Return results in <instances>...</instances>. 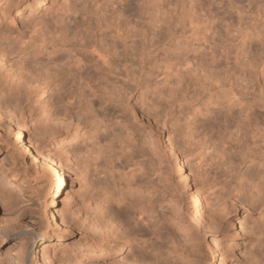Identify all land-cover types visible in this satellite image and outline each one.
Returning a JSON list of instances; mask_svg holds the SVG:
<instances>
[{"label": "rangeland", "instance_id": "rangeland-1", "mask_svg": "<svg viewBox=\"0 0 264 264\" xmlns=\"http://www.w3.org/2000/svg\"><path fill=\"white\" fill-rule=\"evenodd\" d=\"M37 15L44 18L49 25H58L57 20L61 18L63 22L61 23L60 20L59 25L64 23L70 30L75 29L74 27L79 24L83 32L88 33L89 38L104 32L105 29L99 25V22L113 19L120 22L123 42H119V51L122 53V60L128 61V69H132V75L138 72L135 73L137 82L134 81L132 84L139 82L146 84L144 87L150 91L145 90L149 92L146 93L149 97L147 101L152 99V102L151 100L148 102H151V105L154 102L156 104H153L156 106H153L154 108L149 103L141 107L139 90L131 98L135 108L141 110L147 119L142 118L140 123L134 122L137 127H135L136 139L133 142L135 144L132 147L133 150L128 151L131 155H135L136 161L140 162L139 167H134V170L138 169L135 170L136 173L133 172L135 177H143L151 184L153 183V197H159L164 193L163 177H168L176 185L179 182L172 168L174 157L169 158L165 147L166 135H170L177 153L186 163L184 173L190 176L191 183L200 184L203 178H208L210 183L208 182L205 188L207 195L213 193V197H218L223 186H226L224 181L226 176L230 179L232 175L246 176L248 174V178H252L258 171L264 169V0H46L44 8H39ZM24 19L19 23L22 31L18 33L19 39L15 44L17 46L14 45L12 48L15 51L11 49L12 51L6 52L7 63L10 62L8 63L10 66L13 63L14 66V69L9 66L12 70L8 69L9 73L6 70V74H11L12 77L20 73L14 74V71H19L20 65H16L20 61L17 59L18 56L20 58L23 55L22 57L29 61L33 54L30 46L39 36L37 29L35 30L34 26H31L29 22L26 23ZM84 24H89V30L87 26H83ZM181 39L189 40L186 52L181 50L185 47V43H177ZM125 46L126 49H124ZM185 59L189 60L187 61L190 62L193 70L189 68V65H185L187 64ZM177 65L179 67H176ZM59 66L60 69L68 68L67 64L65 66L61 63ZM168 67L182 68L180 74L183 77L186 74L184 71L187 72L185 79L180 75L182 77L178 82L180 86L175 82V78L168 76L166 78L165 69ZM195 69H197L196 72ZM216 69L220 75H215ZM213 70L215 71L212 74ZM202 71H206L203 72L206 74L200 73ZM168 73L169 71L167 75ZM194 74L198 78L194 77ZM204 76L206 80L203 79ZM212 76L215 78L213 79ZM216 76L221 79H217ZM215 79L220 81L219 84L215 85ZM209 80H212V83ZM70 82L74 86L81 85L78 79L71 78ZM170 82L176 83L177 87L174 89L175 85L173 86ZM222 82L225 88H228L227 92ZM209 85L212 89L223 85L224 92L216 88L211 93L207 88ZM156 88L160 89L161 95H158L160 93ZM169 89L174 90L170 92ZM175 90L177 92H173ZM218 91L221 92L218 93ZM170 93L175 96L170 97ZM44 99L48 101L49 106L54 102L59 105L60 96L55 86L48 88ZM94 100L99 107L97 97ZM75 111L80 112V108H75ZM155 114L158 115L155 116ZM152 117L153 119L158 117L157 121ZM39 119L41 118H38L41 123L42 120ZM188 120L189 122L192 120V123H188ZM187 123L189 126L192 125L191 130ZM14 128L13 126L9 128L8 124L0 127V186L4 184V188L0 187L2 190L0 194L2 197H8H6L7 200L3 198L4 203L0 202V226L5 230H13L6 236L0 234V264L30 262L29 254H22L21 245L24 244L25 239L18 232L23 229L33 230L38 234L34 245L36 255L34 259L39 264H47L49 259L52 261L51 264H68L66 257L83 250L97 235L90 221L99 218L98 211L93 210L96 213L92 211L96 209L95 207L88 208L91 211L82 210L84 207L82 203H85L82 202L83 195L88 191L86 179L90 176L92 165L87 174L78 153H72L75 166L72 165L71 169L63 166L66 182L60 197L56 200L57 206L51 207L48 205L50 201L48 185L51 179L49 169L46 165H42V158L34 159V152L20 150L21 145L27 141L29 132L23 130L22 135L25 138L17 142L18 135L13 131ZM188 129L189 132H187ZM60 130H63L60 131L62 134L66 133L65 129ZM145 138L152 143H146ZM75 156H78L76 158L79 161ZM126 156L122 155L123 158L121 157L120 161H123ZM214 177L217 179L214 180ZM2 179L6 183L10 181L9 183L15 188H5L6 183ZM263 181L264 179L262 183H259L262 184L261 186L264 185ZM68 191L74 193L77 201L82 205L78 210L80 214L74 208L73 202L67 199ZM134 198L135 196L127 195L125 202L114 203V206L117 209L131 211L128 209H131L130 201L132 203ZM255 198H251L246 193L242 194L243 205L240 206L238 217L247 224L248 230H251L252 226L256 230L253 228L250 233H246L241 238L243 256L239 260L233 259L226 264H264V200H261V198L264 199V195L257 197L259 199ZM168 207V203L164 202L156 207V212L148 211L136 218L141 220L143 227H150V232L156 229L163 234L166 225L159 220L166 215ZM57 208L59 210L61 208L62 213L64 212L63 218L55 211ZM72 209L76 212L73 213ZM54 211L53 219L49 214ZM85 211L88 218L84 215ZM66 231H68L67 235ZM253 231L256 232L253 233ZM150 232L149 237H153L154 235ZM196 234L195 237L200 236L195 239V243L180 236H176L173 244H169L167 238L150 241L148 244L152 243L156 248L153 258L150 257L153 260L156 258L158 264H219L221 258L235 254L231 247L227 249L221 243V232L210 231ZM44 245L47 247L48 255L45 254L44 249V251L41 250ZM141 246L139 244L137 248L140 249ZM211 251L215 254L213 257L210 255ZM23 255L24 258H22ZM116 260L119 259L116 258ZM109 261L88 259L79 264H109Z\"/></svg>", "mask_w": 264, "mask_h": 264}, {"label": "bare ground", "instance_id": "bare-ground-1", "mask_svg": "<svg viewBox=\"0 0 264 264\" xmlns=\"http://www.w3.org/2000/svg\"><path fill=\"white\" fill-rule=\"evenodd\" d=\"M45 4L46 0H0V127L5 124H8L9 128H12V126L15 127L13 131L18 135L16 138L17 142L18 140H24L25 136L22 135L23 130L29 132L27 141H23L24 143L21 145L22 148L20 150L34 152V159L38 157L42 158V165L48 167L46 168L49 169L48 172L51 175L48 185V190L50 191L48 205L51 207L57 206L56 200L60 197V193L66 182V174L63 166L71 169V166L74 165V161H72L73 154L78 153L77 155L81 159L86 173L92 169L89 172L90 176L86 179L88 183H86V189L88 191L86 194L84 193L85 195H83L82 200L85 203H81L84 204V207L88 205L87 208L83 207L82 210L95 207L96 209L91 208L92 211H98L99 220H95L96 218L93 219L94 216L92 217L95 220L94 222L90 219L92 220L90 221L91 224L93 223V230L97 235L92 238L89 245L84 246L85 248L83 250H79L74 254L72 253V256L68 253L69 256L66 257V262L68 264H79L84 263L83 261L88 259H102L104 262L110 260L109 264H156L158 260L155 257V260L152 259L153 252L156 248H154L152 243L148 244L150 241L167 238L169 244H173L176 236H180L195 243V239H198L200 236L197 234L210 231L221 232V243L226 248L231 247L233 253H235L233 256L221 258L219 264H226L233 259L239 260L243 256L241 238L255 228L252 226L249 231L247 224L243 223L238 217L240 214V206L243 205L241 199L242 194H249L251 198L263 197L264 185L261 186L262 184L260 185L259 183H262L261 181L264 179V169L262 168V171H258L252 178H248V174L246 176L232 175L230 179H227L226 176L224 179L226 186H223L222 183L223 188L222 192H219V196L213 197V193H211L212 195H207L205 188L209 182L208 178H203L199 182L201 185L191 183L190 176L184 173L186 163L181 160L182 157L177 153L176 147L172 144L170 135H166L165 147L168 151L169 158L174 157V161H172L174 165L172 168L180 184L177 181L178 184L176 185L168 177H163L164 193L159 197H153V183L151 184L143 177H135L133 172L138 169L134 170V167H139L140 162L139 160H135L137 158L134 159L135 155H131L128 152L135 144L133 142L136 139L137 127L134 122L140 123L142 118L144 120L147 119L141 110L137 107L135 108L131 98L139 90L141 107H145L146 103L151 105L153 100L149 99L148 101L151 100V102L147 101L149 97L146 93L149 90L144 87L146 84L143 85L142 82L135 85L132 84L136 81V72L132 75V69H128V61L122 60V53L119 51V42H123L121 39L122 26L120 22L118 23L115 19L99 22V25H102V28L105 29L104 32L89 38L88 33H84L83 29H81L82 26L79 24L74 27L75 29L70 30L64 23L59 25L60 20L61 23L63 22L61 18L57 20L58 25H49L44 18L38 17V9H43ZM22 19L26 23L29 22L31 26H34L33 28L35 30L37 29L36 31L39 32V36L34 39L33 45L30 46L31 53L33 54L29 61L22 57L23 55L20 58L18 56L17 59L20 61L16 65H20H18L19 67L17 66L19 71H14V74L20 73L12 77L11 74H6V70L8 73L9 70H12L9 68L10 65L8 63L10 62L7 63L6 52L11 50L18 42V33L22 31L19 28V23ZM83 26H87V30H89V24H84ZM177 43H185V47L181 48V50L186 52V48L189 46V40L181 39ZM124 49H126V46ZM11 51L10 53L12 54ZM185 60L187 61L188 59ZM188 61L187 64H182L189 65L191 69L190 62L188 63ZM61 63L65 66L67 64L68 68L60 69L59 65ZM11 66V68L14 67L13 63ZM121 67L123 69H120ZM170 67L165 69L166 78L167 76L175 78V82L180 86L178 82L182 76L180 74L182 68L171 69ZM176 67L179 66L177 65ZM166 70L169 71L168 75ZM196 70L194 71L196 72ZM194 71L190 72L193 73ZM214 71H212V74ZM162 72L164 73V71ZM184 72L186 73L184 74L185 76L188 75L186 71ZM203 72L206 71L200 73L206 74ZM217 72L216 69L215 75L219 74ZM198 73L199 70L197 75ZM185 76L182 77L185 79ZM193 76L196 77L195 74ZM71 78L81 81V85L74 86L71 84ZM208 78L210 79V76ZM212 78L214 79L215 77L212 76ZM203 79L206 80L205 76ZM219 80L216 81L215 79L214 81L216 82L213 81L215 85L220 82ZM142 81L144 82V80ZM172 83L170 82V84ZM224 83L226 82L224 81ZM175 84L172 85L174 86ZM177 85L174 86V89ZM220 85L216 87L217 89H212L211 85L207 88L211 93H213L212 91L214 89L224 92L222 89L223 85ZM50 86H55L60 96L59 105L54 102L52 104L54 105L53 107L52 105L49 106L47 104L48 101L44 99ZM223 87H226L225 84ZM166 88L168 89V86ZM146 89L148 91H145ZM227 90L228 88L226 92ZM152 91L154 92V90ZM177 91L175 90L173 92ZM220 92L218 91V93ZM172 93H170V97L177 94L173 93L175 94L173 95ZM158 95H161V93ZM221 95L219 96L221 97ZM95 97H97L99 107L96 106ZM43 104L44 106H41ZM153 104L156 105L155 102ZM153 104L151 105L152 107L154 106ZM78 107L80 108V112L75 111V108ZM150 109L148 110H153ZM151 115L154 116V114ZM157 115L155 114V116ZM38 118H41L42 121L39 119L41 123L38 121ZM157 118L155 117L153 119L152 117L155 121H157ZM187 122L192 123V120L190 122L188 120ZM188 123L187 125L191 130L192 125L189 126ZM60 129H65L66 131H64L66 133L62 134L60 131L63 130ZM187 132H189V129ZM184 137L188 138L187 136ZM184 137L183 139H185ZM145 142L148 143L149 141L145 138ZM149 143L151 144L152 141ZM122 155L127 156L123 161H120ZM78 156H75V158ZM79 159L77 160L79 161ZM90 166L92 167L91 169H89ZM216 179L214 177V180ZM244 179H246V182H243ZM9 182H5V188L14 189L15 187ZM3 185L1 186L3 187ZM3 193L5 192L3 191ZM127 195L135 196L132 203L130 201L131 209L128 210L131 211L117 209L114 203L120 204L125 202ZM6 197H2L0 194V202H3V198L6 199ZM75 197L74 193L68 191L67 199L69 202H73L75 206L73 207L80 214L81 212L79 213L78 210L82 205L77 201V197ZM261 200L264 199L261 198ZM164 202L168 203L169 207L166 215H163L159 222L166 225L165 233L157 232L156 229L150 232V227H143L141 220H138L136 216L141 217L143 213L148 211L152 213L154 211L156 212V207ZM55 211L61 218L64 217V212L62 213L61 208L60 210L57 208ZM55 211L49 214L53 219ZM63 211L65 210L63 209ZM74 211L73 213L76 212ZM86 211L84 215H86ZM86 216L87 218L89 217L88 215ZM84 220L86 219L84 218ZM26 230L23 229L18 232L25 239L24 244L21 245V249H23L22 254H29L31 259L29 258L30 262L28 264H39L34 259V256H36L34 253V245L37 241L36 235L38 234L33 230ZM12 231L5 230L0 226V234L2 236H6L7 233ZM149 232L154 236L149 237ZM67 233L68 231H66V235ZM195 233H197V238L195 237ZM139 244L142 245L140 249L137 248ZM46 248L44 245L41 249L42 251L45 250V254H47ZM210 255L213 257L215 254L211 251ZM18 257L20 256L18 255ZM22 258H24V255ZM116 258L119 260H116ZM51 262L49 259L47 264H51ZM24 263L27 262L25 261Z\"/></svg>", "mask_w": 264, "mask_h": 264}]
</instances>
